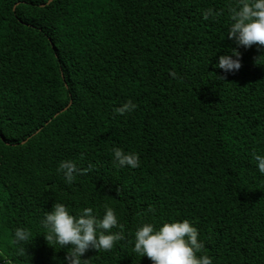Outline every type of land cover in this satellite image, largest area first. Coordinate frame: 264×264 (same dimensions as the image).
Masks as SVG:
<instances>
[{"label":"trees","instance_id":"1","mask_svg":"<svg viewBox=\"0 0 264 264\" xmlns=\"http://www.w3.org/2000/svg\"><path fill=\"white\" fill-rule=\"evenodd\" d=\"M48 1L0 0V264L64 260L40 225L54 203L116 211L126 238L87 264H151L135 230L183 220L214 264H264V47L227 38L240 0ZM232 48L242 66L225 73ZM114 148L140 167L120 168ZM64 160L93 167L69 185Z\"/></svg>","mask_w":264,"mask_h":264},{"label":"clouds","instance_id":"2","mask_svg":"<svg viewBox=\"0 0 264 264\" xmlns=\"http://www.w3.org/2000/svg\"><path fill=\"white\" fill-rule=\"evenodd\" d=\"M216 14L213 9H208L202 17L209 20ZM231 21L226 36L237 48L264 47V0H240L238 6L231 9ZM237 48L221 55L215 67L225 73L238 71L242 65ZM136 107L132 101H127L116 108L115 113L122 116L133 112ZM112 151L114 162L120 168L140 167L137 153L125 152L121 148ZM254 161L258 173L264 175V155H255ZM92 167L80 169L74 161L64 160L59 163L57 172L62 174L66 184L71 185L77 175L90 171ZM40 225L45 230L43 236L47 243L52 242L59 250H66L64 260L58 264H87L88 259H82L87 251H109L126 238L122 230L113 231L122 226L116 211L107 206L104 214L97 216L91 207L72 214L63 203H54L51 210L44 213ZM30 241L33 238L29 229L18 227L14 230L13 243L21 255H26L23 245ZM132 245L133 251L140 257L146 256L151 264H214L212 257L205 254V244L199 239L198 229L188 220L163 222L159 227L142 223L134 232Z\"/></svg>","mask_w":264,"mask_h":264},{"label":"water","instance_id":"3","mask_svg":"<svg viewBox=\"0 0 264 264\" xmlns=\"http://www.w3.org/2000/svg\"><path fill=\"white\" fill-rule=\"evenodd\" d=\"M52 1H53V0H49L47 4L49 5Z\"/></svg>","mask_w":264,"mask_h":264}]
</instances>
